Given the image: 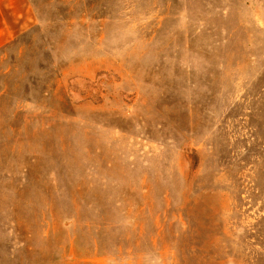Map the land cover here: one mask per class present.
Wrapping results in <instances>:
<instances>
[{"label":"rangeland","instance_id":"374dc122","mask_svg":"<svg viewBox=\"0 0 264 264\" xmlns=\"http://www.w3.org/2000/svg\"><path fill=\"white\" fill-rule=\"evenodd\" d=\"M28 3L0 264H264V0Z\"/></svg>","mask_w":264,"mask_h":264},{"label":"crops","instance_id":"0c3cea01","mask_svg":"<svg viewBox=\"0 0 264 264\" xmlns=\"http://www.w3.org/2000/svg\"><path fill=\"white\" fill-rule=\"evenodd\" d=\"M30 11L28 0H0V45L22 32L19 15Z\"/></svg>","mask_w":264,"mask_h":264},{"label":"trees","instance_id":"16d2710c","mask_svg":"<svg viewBox=\"0 0 264 264\" xmlns=\"http://www.w3.org/2000/svg\"><path fill=\"white\" fill-rule=\"evenodd\" d=\"M18 35H19V34H18ZM18 35H17V36H18ZM17 36H16V37H17Z\"/></svg>","mask_w":264,"mask_h":264}]
</instances>
